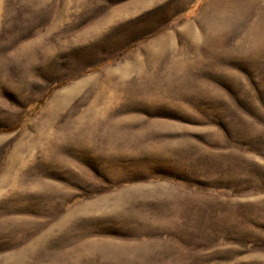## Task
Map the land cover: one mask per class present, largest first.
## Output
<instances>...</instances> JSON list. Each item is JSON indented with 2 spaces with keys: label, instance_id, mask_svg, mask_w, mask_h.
Segmentation results:
<instances>
[{
  "label": "rangeland",
  "instance_id": "374dc122",
  "mask_svg": "<svg viewBox=\"0 0 264 264\" xmlns=\"http://www.w3.org/2000/svg\"><path fill=\"white\" fill-rule=\"evenodd\" d=\"M0 264H264V0H0Z\"/></svg>",
  "mask_w": 264,
  "mask_h": 264
},
{
  "label": "bare ground",
  "instance_id": "6f19581e",
  "mask_svg": "<svg viewBox=\"0 0 264 264\" xmlns=\"http://www.w3.org/2000/svg\"><path fill=\"white\" fill-rule=\"evenodd\" d=\"M61 94L59 93V94H57V95H55L52 99H51V103H54L55 105H54V107H58V105H59V102H58V97L60 96ZM64 95V94H63ZM50 106V105H49ZM51 106H52V104H51ZM53 107V108H54Z\"/></svg>",
  "mask_w": 264,
  "mask_h": 264
}]
</instances>
